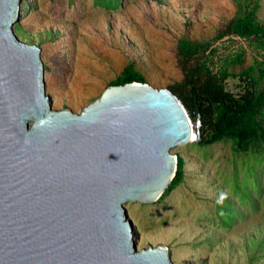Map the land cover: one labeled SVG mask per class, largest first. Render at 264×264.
I'll return each mask as SVG.
<instances>
[{
  "label": "water",
  "instance_id": "water-1",
  "mask_svg": "<svg viewBox=\"0 0 264 264\" xmlns=\"http://www.w3.org/2000/svg\"><path fill=\"white\" fill-rule=\"evenodd\" d=\"M20 1L0 0V264H173L165 245L137 250L124 204L162 196L199 118L138 81L54 109L41 47L13 29Z\"/></svg>",
  "mask_w": 264,
  "mask_h": 264
},
{
  "label": "rangeland",
  "instance_id": "rangeland-1",
  "mask_svg": "<svg viewBox=\"0 0 264 264\" xmlns=\"http://www.w3.org/2000/svg\"><path fill=\"white\" fill-rule=\"evenodd\" d=\"M249 1L21 0L13 29L41 47L52 107L80 113L129 65L157 88L182 82V38L207 45L208 64L227 73V89L240 91L247 74L262 88L264 37L225 33ZM234 147L223 139L172 148L183 181L155 201L124 204L137 250L165 245L173 264H264V142L248 153Z\"/></svg>",
  "mask_w": 264,
  "mask_h": 264
},
{
  "label": "trees",
  "instance_id": "trees-1",
  "mask_svg": "<svg viewBox=\"0 0 264 264\" xmlns=\"http://www.w3.org/2000/svg\"><path fill=\"white\" fill-rule=\"evenodd\" d=\"M106 1L111 5L121 3V0ZM258 8V0H250L245 7L241 2L237 15L228 22L225 33L264 37V24L257 21L255 16ZM207 49L203 43L180 39L178 53L184 79L168 88L182 101L194 128L199 118L200 140L197 144L231 139L235 143V152L253 151L264 142V86L258 89L255 79L247 74L242 76L240 91L227 89L224 85L227 73L218 74L210 68ZM133 81L145 82V78L129 65L113 84ZM183 178L184 171L178 166L165 192L179 185ZM232 214L231 209L226 208L222 217L228 221Z\"/></svg>",
  "mask_w": 264,
  "mask_h": 264
}]
</instances>
